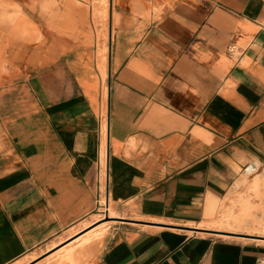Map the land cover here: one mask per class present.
Returning <instances> with one entry per match:
<instances>
[{
	"label": "crops",
	"instance_id": "1",
	"mask_svg": "<svg viewBox=\"0 0 264 264\" xmlns=\"http://www.w3.org/2000/svg\"><path fill=\"white\" fill-rule=\"evenodd\" d=\"M263 171L264 0H0V264H255Z\"/></svg>",
	"mask_w": 264,
	"mask_h": 264
},
{
	"label": "rangeland",
	"instance_id": "2",
	"mask_svg": "<svg viewBox=\"0 0 264 264\" xmlns=\"http://www.w3.org/2000/svg\"><path fill=\"white\" fill-rule=\"evenodd\" d=\"M264 171L260 174H256L250 181H249V189L246 191L244 190V196L240 198V211L241 214L233 212V209L230 208L226 214V219L221 215L218 219L211 221V224L220 227H227V228H246L248 230H254L260 232L264 235V204H259L258 202L262 200L264 194V188L256 190L257 188L254 187L251 182L259 180L261 175ZM256 184V183H255ZM257 200L255 201V199ZM259 210L260 215H256L255 212ZM241 217H249L250 220H243L240 219ZM260 219H262L260 221ZM259 222H262L263 227L258 225Z\"/></svg>",
	"mask_w": 264,
	"mask_h": 264
},
{
	"label": "built area",
	"instance_id": "3",
	"mask_svg": "<svg viewBox=\"0 0 264 264\" xmlns=\"http://www.w3.org/2000/svg\"><path fill=\"white\" fill-rule=\"evenodd\" d=\"M255 264H264V256L261 257V258H259V259L255 262Z\"/></svg>",
	"mask_w": 264,
	"mask_h": 264
},
{
	"label": "water",
	"instance_id": "4",
	"mask_svg": "<svg viewBox=\"0 0 264 264\" xmlns=\"http://www.w3.org/2000/svg\"><path fill=\"white\" fill-rule=\"evenodd\" d=\"M260 237H264V236H260Z\"/></svg>",
	"mask_w": 264,
	"mask_h": 264
}]
</instances>
